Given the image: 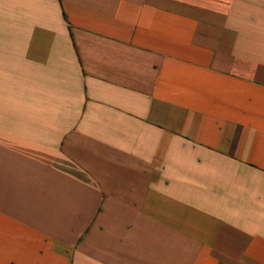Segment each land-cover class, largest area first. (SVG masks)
Masks as SVG:
<instances>
[{
    "label": "crops",
    "instance_id": "0c3cea01",
    "mask_svg": "<svg viewBox=\"0 0 264 264\" xmlns=\"http://www.w3.org/2000/svg\"><path fill=\"white\" fill-rule=\"evenodd\" d=\"M0 264H264V0H0Z\"/></svg>",
    "mask_w": 264,
    "mask_h": 264
}]
</instances>
